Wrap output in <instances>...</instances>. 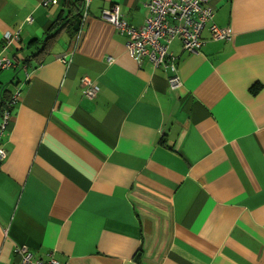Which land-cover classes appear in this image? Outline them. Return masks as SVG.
<instances>
[{
    "label": "crops",
    "instance_id": "1",
    "mask_svg": "<svg viewBox=\"0 0 264 264\" xmlns=\"http://www.w3.org/2000/svg\"><path fill=\"white\" fill-rule=\"evenodd\" d=\"M78 1L0 0V104L20 93L0 131V264L23 246L70 264H264V0H209L232 38L175 41V90L102 18L119 6L142 27L149 0H91L86 19Z\"/></svg>",
    "mask_w": 264,
    "mask_h": 264
},
{
    "label": "built area",
    "instance_id": "2",
    "mask_svg": "<svg viewBox=\"0 0 264 264\" xmlns=\"http://www.w3.org/2000/svg\"><path fill=\"white\" fill-rule=\"evenodd\" d=\"M91 0H84V18L88 16ZM146 20L142 27L130 24L123 18L119 6H113L103 11L102 18L112 24L115 29L126 37V48L138 64L148 60L155 69L168 74L171 89L181 88L183 82L178 73V58L171 51V46L177 40L185 52L195 53L203 45V33L209 31L212 40H229L232 31L221 28L215 23V10L209 0H149L146 4ZM31 21V20H30ZM19 39L18 33H8L4 37L3 50ZM14 66L8 57L0 58V72ZM85 97L96 98L99 87L89 78L82 80ZM20 93L14 94L2 113L0 131H4L11 119L12 110ZM8 154L0 141V164L7 160ZM21 255L20 264H70L61 263L55 252H49L45 258H35L30 250L23 246L16 249Z\"/></svg>",
    "mask_w": 264,
    "mask_h": 264
},
{
    "label": "trees",
    "instance_id": "3",
    "mask_svg": "<svg viewBox=\"0 0 264 264\" xmlns=\"http://www.w3.org/2000/svg\"><path fill=\"white\" fill-rule=\"evenodd\" d=\"M78 6L84 7V0H79L77 2V4H76V7H78ZM67 20H68V18L63 19V21H67ZM63 26L64 25L61 24L60 25V28L58 30H56L55 33H49L48 38L45 41L44 46H43V50L44 51L46 50V48L48 47V45L50 44V42H52L54 40V38L58 35V33L61 31V29L64 28ZM6 92L7 91H5L4 93H6ZM10 99H11V96H8V97L6 96L5 97V94H4V96L2 98V103L0 104V115L3 113V111L6 108L8 102L10 101Z\"/></svg>",
    "mask_w": 264,
    "mask_h": 264
}]
</instances>
